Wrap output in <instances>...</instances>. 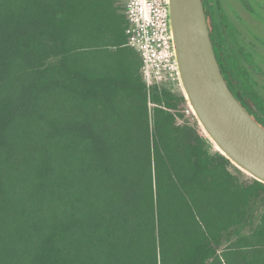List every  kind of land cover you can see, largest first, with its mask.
Wrapping results in <instances>:
<instances>
[{
	"label": "trees",
	"instance_id": "trees-1",
	"mask_svg": "<svg viewBox=\"0 0 264 264\" xmlns=\"http://www.w3.org/2000/svg\"><path fill=\"white\" fill-rule=\"evenodd\" d=\"M127 27L117 0H0V264H264V183L178 122Z\"/></svg>",
	"mask_w": 264,
	"mask_h": 264
},
{
	"label": "water",
	"instance_id": "water-1",
	"mask_svg": "<svg viewBox=\"0 0 264 264\" xmlns=\"http://www.w3.org/2000/svg\"><path fill=\"white\" fill-rule=\"evenodd\" d=\"M181 86L199 124L219 151L264 183V125L241 103L221 69L204 0H169Z\"/></svg>",
	"mask_w": 264,
	"mask_h": 264
},
{
	"label": "rangeland",
	"instance_id": "rangeland-1",
	"mask_svg": "<svg viewBox=\"0 0 264 264\" xmlns=\"http://www.w3.org/2000/svg\"><path fill=\"white\" fill-rule=\"evenodd\" d=\"M119 5L123 10L122 4L119 3ZM206 7L210 12V26L216 31L220 39L219 46L222 56L223 50H228L229 43L237 48H243L245 43L250 44L254 56L247 53L251 58L249 59V66L255 68L254 64H257L258 70H251L252 75H248L247 79L250 83H253L251 84L254 87H257L258 96L264 101V0H207ZM256 35H258V38L255 37ZM231 49L233 48L231 47ZM239 51L234 55V65L237 70L241 69L244 63V53H239ZM165 86L173 88L177 94H184L183 87L178 81ZM175 112L180 124L201 127L188 102L182 104ZM217 150L213 144V152ZM228 167L240 181H253L254 178L250 174L241 170L235 164H229Z\"/></svg>",
	"mask_w": 264,
	"mask_h": 264
},
{
	"label": "built area",
	"instance_id": "built-area-1",
	"mask_svg": "<svg viewBox=\"0 0 264 264\" xmlns=\"http://www.w3.org/2000/svg\"><path fill=\"white\" fill-rule=\"evenodd\" d=\"M128 19V44L142 57L148 87L181 84L171 31L169 0H117Z\"/></svg>",
	"mask_w": 264,
	"mask_h": 264
},
{
	"label": "flooded vegetation",
	"instance_id": "flooded-vegetation-1",
	"mask_svg": "<svg viewBox=\"0 0 264 264\" xmlns=\"http://www.w3.org/2000/svg\"><path fill=\"white\" fill-rule=\"evenodd\" d=\"M211 28V26H210ZM214 31L216 33V31L211 28V31ZM216 37H217V41L216 43L218 44V53H217V57L220 60V66L221 69L223 71V74L230 86V88L232 89V91L234 92V94L237 96V98L241 101V103L245 106V108L258 120L260 121L263 125H264V111L261 109H258V89L257 87H254L250 81L247 79L248 75H252L251 74V70L252 71H256L258 70L257 68V64L254 66H249V59H251L247 53H251L252 56H254L253 51L250 48V44L249 43H245V46H243V48H237L235 47V45L233 44H228L227 48L228 50H223V56L221 55L220 52V46H219V37L218 34L216 33ZM255 37L258 38V35H256ZM216 44V46H217ZM231 47L233 49H231ZM242 47V46H241ZM224 49V48H223ZM239 51V53L243 52V66L241 67V69L237 70L236 66L234 65V60H235V56L237 51ZM238 53V54H239ZM250 55V56H251ZM260 98V97H259ZM260 100H262L260 98Z\"/></svg>",
	"mask_w": 264,
	"mask_h": 264
},
{
	"label": "bare ground",
	"instance_id": "bare-ground-1",
	"mask_svg": "<svg viewBox=\"0 0 264 264\" xmlns=\"http://www.w3.org/2000/svg\"><path fill=\"white\" fill-rule=\"evenodd\" d=\"M215 147H216L217 149H219L216 145H215Z\"/></svg>",
	"mask_w": 264,
	"mask_h": 264
}]
</instances>
